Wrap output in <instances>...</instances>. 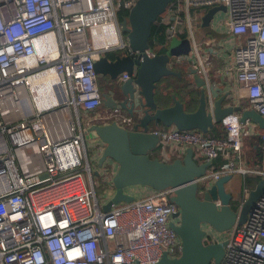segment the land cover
Listing matches in <instances>:
<instances>
[{"label": "built area", "instance_id": "2783aa9c", "mask_svg": "<svg viewBox=\"0 0 264 264\" xmlns=\"http://www.w3.org/2000/svg\"><path fill=\"white\" fill-rule=\"evenodd\" d=\"M136 2L0 0V264H157L163 256L173 260L181 255V241L170 228L179 226V209L171 202L174 190L129 187L125 193L133 200L104 212L114 195L117 166L107 161L99 167L104 146L87 140L94 126L133 125L120 107H103L94 63L106 54L129 51L117 15ZM216 7L224 12L215 14L219 19L213 25L219 22L236 39L230 56L223 53L225 71L245 92L249 109L264 118V0H173L159 22L173 37L187 30L193 45L188 62L208 80V54L194 44L193 23ZM108 28L118 44H104L113 34ZM126 80V74L117 78ZM212 109L209 98L206 110ZM222 125L224 138L175 127L153 131L161 162L182 159L192 149L196 161L209 164L196 179L200 198L228 175L264 180V131L236 116ZM249 137L259 140L255 169L239 163L243 140ZM87 143L94 149L95 165ZM218 158L226 163L215 169ZM101 186L106 191L98 195ZM249 192L243 186L233 206L239 208ZM214 203L220 206L219 200ZM203 230L205 244L225 242L218 264H264V192L243 224L222 234Z\"/></svg>", "mask_w": 264, "mask_h": 264}, {"label": "water", "instance_id": "95a60500", "mask_svg": "<svg viewBox=\"0 0 264 264\" xmlns=\"http://www.w3.org/2000/svg\"><path fill=\"white\" fill-rule=\"evenodd\" d=\"M173 0H137L127 17L120 22L121 33L126 38L129 51H115L100 57L94 63L98 77L107 78L112 84L101 90L103 107H120L133 119L130 129L115 123L94 126L87 137L98 140L103 146L98 161L101 167L111 161L117 166L112 178L114 195L103 207L110 210L113 204L128 203L133 198L125 193L129 187H147L153 191L173 189L174 203L179 213V226L170 224V228L181 241V255L170 260L166 256L157 264H218L222 258L225 242L204 243V227L215 233L227 232L234 224H243L255 202L264 192V180H259L251 189L247 199L236 208L233 197L227 192L226 185L232 176L228 175L216 181L205 191L203 198L198 196L196 179L202 177L209 164L198 163L193 158L192 149H187L182 159L170 163L152 158L158 147L159 139L154 130L159 127H175L179 131H199L207 135L229 116L239 115V122L249 120L264 131V118L253 110L226 105L230 93L220 86H213L208 80L189 65L185 75L190 84L198 91L197 108L187 112L175 96H171L172 105L159 108L155 103V90L163 78H182L183 73L172 69L174 60H187L191 51L188 39H177L167 28L166 36L171 37L167 50L163 54L150 51L149 39L151 27L166 12ZM218 11L223 7L208 10L202 18V26L209 27ZM121 52V54H117ZM126 74L128 80L117 82L118 76ZM212 100V112L206 110L208 99ZM95 176L99 174L94 173ZM219 200L220 206L215 205Z\"/></svg>", "mask_w": 264, "mask_h": 264}, {"label": "crops", "instance_id": "0c3cea01", "mask_svg": "<svg viewBox=\"0 0 264 264\" xmlns=\"http://www.w3.org/2000/svg\"><path fill=\"white\" fill-rule=\"evenodd\" d=\"M221 15H223V14H218V16H220V17H221ZM202 18L203 17H201V19L198 18L196 20V22L193 23V40H194V44L198 47V50L201 53L208 54L207 58H209V59L205 61V68L207 70V76H208L211 84H213V86H215V87L220 86V88L223 89L224 92L228 91V90L230 91L229 87H232V92H231L232 96L230 98L231 100H227L225 104L226 105H233L234 107H240L242 110H250L249 106H248V102L246 100L245 92L243 91V89L241 87H239L238 85H235L234 80H233L234 77L231 74L226 73L225 67L223 65V59H224L223 56H225L227 54H228L227 56H230L233 48L235 47L236 39L235 38L233 39L230 35H228L225 32V29L223 28V26H221V24H219V22H217L216 25H213V23H215V21H218V19H219V18H217V16L214 17L213 22L207 28H204L202 26ZM221 18L223 19V16ZM194 30H195V33H194ZM183 31L186 34H183L181 36H174V38L187 39V37H186V35H188L187 30L185 29ZM170 41L171 40H169L166 36V43L164 45L166 48L168 47V44ZM190 43H191V41H190ZM191 45H192V43H191ZM192 47H193V45H192ZM212 49L214 51H211ZM224 51H226L227 54L226 53L223 54ZM209 55H210V57H209ZM183 64H185V66ZM182 65L184 67V73H185L187 67L190 65V63L187 62V60H184V59L183 60H177L176 59L172 62L171 67H172V69H176V68L182 69V67H181ZM184 73H183V77H182L183 81L185 82L184 85L189 87L188 88L189 91H195L196 92L195 88H193V86L190 84V79ZM97 83H98V81H97ZM109 87H110V84L105 88L100 86L99 90L101 91L103 89H108ZM234 116L239 118V115H234ZM220 128L223 129L224 128L223 125H221ZM223 130L225 131V129H223ZM253 138L254 137H249V138H245L243 140V147H242V151L240 154L239 163H240V166L242 168H245V169H255V168H258L259 164H260V162H258L259 158L257 159V157H258L257 153L261 157L260 147L256 141L253 142ZM159 155H160V150L157 147L156 150L152 153V156L159 158ZM221 160L224 161L222 164V165H224L226 163V160L222 159V158H221ZM255 163L258 164L257 167H255ZM217 169H219V168H217ZM246 177H251V178L257 179L255 184L252 187H247L245 185V178ZM259 180H260V178L253 176L251 174H246V175L235 174L232 176L231 181L226 185V190L231 195L233 194V192L235 190L241 192V190L243 189V186H246L247 188H249V190H251V189H254V187L257 185ZM232 197H233V195H232ZM239 199H234L233 203H235V204L238 203Z\"/></svg>", "mask_w": 264, "mask_h": 264}, {"label": "trees", "instance_id": "16d2710c", "mask_svg": "<svg viewBox=\"0 0 264 264\" xmlns=\"http://www.w3.org/2000/svg\"><path fill=\"white\" fill-rule=\"evenodd\" d=\"M128 12L125 10H121L118 15V21L121 22L123 18L127 17ZM163 16V15H162ZM162 16L159 18V20L152 25L151 27V35L149 39V47L150 51L153 54H163L166 52L167 48L164 46L166 43V30L168 26H165L163 24H160V20ZM183 37V36H182ZM183 39V38H181ZM108 56H111L110 54H107ZM176 71L184 72L181 68L174 69ZM184 81L182 78H175V77H167L163 78L159 84L157 85V88L155 90V103L159 108H166L172 105L171 96H175L178 100L181 101V103L184 106L185 111L187 112H193L197 108V99L199 97L198 91H189V87L184 85ZM194 88V87H193ZM184 96V99H183ZM186 99V100H185ZM222 124L216 125L209 134L206 136L209 137H215V138H224L226 136L225 131L220 128ZM161 128V127H159ZM164 128V127H162ZM256 141L257 144L259 142L258 138H253V142ZM257 159L260 160V155L257 153ZM152 158H157L153 157ZM258 160V162H260ZM198 163L203 162L202 159L197 160ZM223 160L221 158H218L213 161L212 166L215 167V169L220 168L223 164ZM257 162V161H256ZM257 162V163H258ZM255 163V167L258 166V164ZM256 178L246 177L245 178V185L247 187H252L255 182Z\"/></svg>", "mask_w": 264, "mask_h": 264}, {"label": "rangeland", "instance_id": "374dc122", "mask_svg": "<svg viewBox=\"0 0 264 264\" xmlns=\"http://www.w3.org/2000/svg\"><path fill=\"white\" fill-rule=\"evenodd\" d=\"M110 28H108V30H109ZM111 32V31H110ZM194 33H195V30H194ZM115 43V40H114V36H113V34L109 37V38H107L106 40H105V42L104 43ZM184 66H185V64H183ZM183 65L181 66L182 67V70L184 71V67H183ZM186 69V68H185ZM184 73V72H183ZM97 81H98V86L100 87V86H105L106 85V83H107V80H106V78H103V77H98V79H97ZM183 99H184V96H183ZM186 100V99H185ZM87 147H88V155H90L91 156V161H92V163H93V165H95V163H96V161H95V157H94V149L92 148V145L91 144H89V143H87ZM96 178V177H95ZM106 191V188L104 187V186H101V188L100 189H98L97 190V194L98 195H100V193H104ZM233 200L234 199H239L240 198V196H241V192L240 191H237V190H235L234 192H233ZM99 197V200L101 199L100 198V196H98Z\"/></svg>", "mask_w": 264, "mask_h": 264}, {"label": "bare ground", "instance_id": "6f19581e", "mask_svg": "<svg viewBox=\"0 0 264 264\" xmlns=\"http://www.w3.org/2000/svg\"><path fill=\"white\" fill-rule=\"evenodd\" d=\"M109 31H111L113 33V36H114L113 29L110 28ZM114 40H115V43L113 42V43H104V44H106V45H112V44H118L119 43V39H118L117 36H114Z\"/></svg>", "mask_w": 264, "mask_h": 264}, {"label": "flooded vegetation", "instance_id": "af4514ba", "mask_svg": "<svg viewBox=\"0 0 264 264\" xmlns=\"http://www.w3.org/2000/svg\"><path fill=\"white\" fill-rule=\"evenodd\" d=\"M117 54H121V52H118ZM106 80H107V83H106L105 86H102L103 88L107 87L109 84L110 85L112 84L108 79H106Z\"/></svg>", "mask_w": 264, "mask_h": 264}]
</instances>
